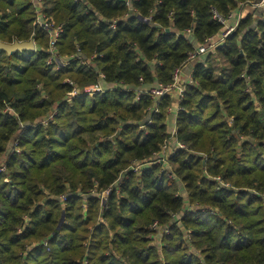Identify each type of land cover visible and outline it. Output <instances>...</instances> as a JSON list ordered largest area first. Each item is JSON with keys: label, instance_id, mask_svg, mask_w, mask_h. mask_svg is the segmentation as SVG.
<instances>
[{"label": "trees", "instance_id": "trees-1", "mask_svg": "<svg viewBox=\"0 0 264 264\" xmlns=\"http://www.w3.org/2000/svg\"><path fill=\"white\" fill-rule=\"evenodd\" d=\"M251 1L44 0L64 26L56 70L33 0H0V40L37 47L0 51V165L14 137L21 147L0 173V264H264V8ZM246 5L223 44L188 61L221 29L214 9ZM178 68L177 113L171 96L140 95ZM174 125L186 148L163 168Z\"/></svg>", "mask_w": 264, "mask_h": 264}, {"label": "built area", "instance_id": "built-area-1", "mask_svg": "<svg viewBox=\"0 0 264 264\" xmlns=\"http://www.w3.org/2000/svg\"><path fill=\"white\" fill-rule=\"evenodd\" d=\"M33 2L36 6V18L34 25L41 27L44 31L48 33V37H49L48 47H47V52H48L47 64L56 70H60L68 64V61L61 55L58 47L60 36L64 32V26L63 24L56 23L54 18L47 14L44 7V0H33ZM244 5L245 4H243L242 6ZM250 5L252 8L255 7L264 8V0L251 1ZM245 15L246 14L244 13V11L241 10L238 12L231 13L229 16H224L217 9H214L213 18L221 25V29L217 34L206 39L205 42L196 44L195 49L189 54L188 61L190 62L192 60H195L200 55L206 54L210 51H214L219 45L223 44L228 39V37L238 29L239 22ZM111 27L116 28V23L112 24ZM191 33H192V29H187V31L185 32V36L189 37ZM100 77L104 78L105 76L101 74ZM189 79L192 80L191 75L189 76ZM68 83H70L71 85L75 84V82L70 80L68 81ZM185 86H186V80L183 77V68H178L175 70L173 83L169 85L159 84L151 89H142V91H140V95L149 94L152 98L155 99H161L165 95L171 96L173 103L169 111L177 113V111L180 108V101L185 96V91H186ZM104 91H105L104 87L102 86L101 83L98 82L94 84L85 85L83 88H81V90H79L76 87L71 93H69V96L71 98L75 97L80 92L86 95H95ZM52 119H53V115L48 118V121ZM170 133H171V137L162 146L160 155H157L156 158L153 159V162H157V163L162 162L164 165L163 168L171 167V165H169L168 163V159L171 155H173L175 149L186 148L185 144L177 140L176 137L177 128L175 125L173 126L172 129H170ZM16 139L18 138L16 137ZM20 152L21 149H19V142L18 140H16L12 147H8V150L4 153V155L1 158L0 173H7V163L11 155ZM155 159L157 160L155 161ZM153 162L151 163L136 162L135 164H133L132 170L135 172H139L141 167H143L144 165L149 166ZM5 180L8 181L7 178ZM63 198H65V196H63ZM153 227L155 229H159L156 223L153 225Z\"/></svg>", "mask_w": 264, "mask_h": 264}, {"label": "water", "instance_id": "water-1", "mask_svg": "<svg viewBox=\"0 0 264 264\" xmlns=\"http://www.w3.org/2000/svg\"><path fill=\"white\" fill-rule=\"evenodd\" d=\"M166 32H170V29H166ZM36 50V45L34 39H31L29 41H14L12 43L9 42H4L0 40V51H4L7 53L8 56H12L17 52H22V51H35ZM64 216L61 219L60 224L63 223Z\"/></svg>", "mask_w": 264, "mask_h": 264}, {"label": "rangeland", "instance_id": "rangeland-1", "mask_svg": "<svg viewBox=\"0 0 264 264\" xmlns=\"http://www.w3.org/2000/svg\"><path fill=\"white\" fill-rule=\"evenodd\" d=\"M7 11L10 12L11 9L8 8ZM62 80H63L64 83H65V82L67 83L69 80L74 82V80H73L70 76H66V77H64ZM89 84H94V83H89ZM89 84H86V85H89ZM95 95H96V94H95ZM92 96H94V95H92ZM136 100H137V99H136ZM102 136H103L102 134H100V133H96V134L86 135V138H87L90 142L93 143V142H95V141L100 140V139L102 138ZM16 140H18V139H16V138L14 137V139H13L12 141L9 142L8 147H12L13 144H14V142H15ZM19 149H21V147H19ZM169 169H172V165H171V167H170ZM7 180H9V176L7 177ZM62 198H63V196H62ZM63 200H65V198H63ZM155 236H156L155 244H160V243H162V240H163V233H162V234H159V235H155ZM160 250L163 252L162 248H161Z\"/></svg>", "mask_w": 264, "mask_h": 264}, {"label": "crops", "instance_id": "crops-1", "mask_svg": "<svg viewBox=\"0 0 264 264\" xmlns=\"http://www.w3.org/2000/svg\"><path fill=\"white\" fill-rule=\"evenodd\" d=\"M254 3H255V2H254ZM248 8H249L248 6L244 7L243 11H244L245 14H246L247 11L249 10Z\"/></svg>", "mask_w": 264, "mask_h": 264}]
</instances>
